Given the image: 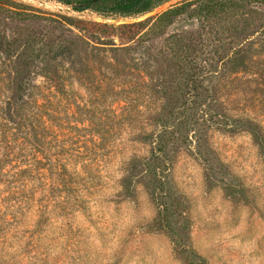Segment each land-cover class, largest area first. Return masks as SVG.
<instances>
[{"label":"rangeland","instance_id":"1","mask_svg":"<svg viewBox=\"0 0 264 264\" xmlns=\"http://www.w3.org/2000/svg\"><path fill=\"white\" fill-rule=\"evenodd\" d=\"M181 1L107 18L0 0V264H264V24L243 38L186 16L150 30ZM176 32L201 44L193 65L220 70L205 121L165 87ZM32 48L17 89L8 50ZM21 97L47 155L2 125ZM192 114L200 126L183 128Z\"/></svg>","mask_w":264,"mask_h":264},{"label":"trees","instance_id":"2","mask_svg":"<svg viewBox=\"0 0 264 264\" xmlns=\"http://www.w3.org/2000/svg\"><path fill=\"white\" fill-rule=\"evenodd\" d=\"M76 12L89 10L99 17H130L139 16L143 13L160 6L165 0H54ZM264 0H184L173 4L162 12L154 15L152 18L150 30L162 29L171 25L175 19L186 16L193 24L198 22L202 29H210L212 32H217L232 38L248 37L252 33L262 28L264 22L252 16L251 13L255 11L254 5H262ZM189 20V21H190ZM218 21L220 24H215ZM261 21V20H260ZM210 22V23H209ZM212 22V23H211ZM190 23V24H192ZM216 25V26H215ZM105 27H110L104 23ZM198 27V25L196 26ZM143 38V37H142ZM8 41V40H7ZM196 36L190 34L185 36L181 33H173L167 42V52L164 54L165 58L175 64L174 70L167 71L169 75L164 77L165 87L169 88L170 93H175L181 97L183 103L187 105L196 101L199 106L198 110L202 112L201 121H205L206 115L214 116L217 114L216 107L211 104L213 99V89L217 82L220 70L214 67H199L194 62H197L196 55L199 54V46L197 44ZM0 42V49H1ZM8 46H12L8 44ZM230 49L224 48L223 51ZM26 50V48H25ZM9 60L13 63V75L11 77L15 88H20L23 85V77H21L22 70L15 68L17 64L19 67L27 66L32 60L40 58L41 53L35 49H31L29 53H18L16 51L8 50ZM22 90V88H20ZM193 93L190 98L189 93ZM193 97L195 99L193 100ZM36 105L30 106L27 100L22 97L19 100H8L2 110V118L4 122L2 125L8 130L14 140L19 139L21 144L36 145L41 154L47 155L45 147L51 143V140L46 137V131L41 129L40 120L38 118ZM189 107V106H188ZM38 108V107H37ZM197 114H192L183 122V128L190 129L195 125L200 126L197 120ZM163 124V128L167 127ZM165 131V129H164ZM33 140H30V139ZM167 142L160 139L159 144L165 147ZM37 146V145H36ZM34 146V147H36ZM33 147V148H34ZM52 149V148H51ZM156 158L159 156L155 155ZM146 165V161L142 166ZM148 168H143V172H147ZM165 172L157 173L149 172L150 175L157 177Z\"/></svg>","mask_w":264,"mask_h":264}]
</instances>
